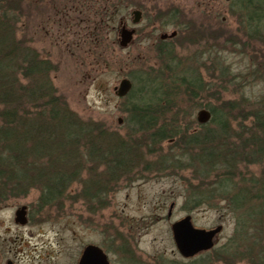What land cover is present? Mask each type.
I'll return each mask as SVG.
<instances>
[{
	"label": "trees",
	"instance_id": "1",
	"mask_svg": "<svg viewBox=\"0 0 264 264\" xmlns=\"http://www.w3.org/2000/svg\"><path fill=\"white\" fill-rule=\"evenodd\" d=\"M125 1L95 2L94 21L82 39L90 60L106 61L109 43L103 21L116 20ZM230 2L245 26L239 27L241 37L248 42L264 29V0ZM166 11L175 38L190 33L195 44L203 46L225 35V30L204 23L192 31L179 19L181 10ZM162 12L156 10L148 22L163 24ZM14 15L0 6V205L37 189L36 206L46 209L66 201L71 186L80 181V196L100 203L105 181L99 175L115 182L155 153V172L188 173L189 208L222 204L232 219L226 244H215L186 264H264V92L256 98H223L222 91L239 84L237 73L220 66L205 80L196 66L175 61L173 46L159 40L155 47L160 67L127 73L132 86L122 111L128 130L120 135L69 107L52 83L50 60L17 36ZM254 63L249 68L261 80L262 66ZM200 109L208 110L210 118L199 124L194 113ZM163 146L175 152L163 153ZM147 164L143 170L150 172ZM83 170L91 178L81 179ZM121 241L113 246L121 264H155L141 260L127 249L125 239ZM159 259L157 264H185Z\"/></svg>",
	"mask_w": 264,
	"mask_h": 264
},
{
	"label": "rangeland",
	"instance_id": "2",
	"mask_svg": "<svg viewBox=\"0 0 264 264\" xmlns=\"http://www.w3.org/2000/svg\"><path fill=\"white\" fill-rule=\"evenodd\" d=\"M96 1L81 0L72 8L74 0H0V6L15 13L17 36L29 41L41 56L50 60L53 85L82 118L100 121L120 135L126 133L128 128L122 111L125 96L119 97L113 90L119 79L127 77L130 71L160 67L155 47L159 35L176 29L166 20L168 7L181 10L183 14L178 13L179 19L184 18L192 31L200 24H210L213 29L225 30L229 39L224 41L225 35L219 36L203 46L195 44L190 33H185L191 36L190 41L182 37L185 34L168 39L166 44L173 46L178 58L175 61L196 66L205 80L210 79L209 74H215L218 67L228 66L237 73L235 80L239 84L222 91L223 98H236L241 94L256 98L264 92V29L257 31L256 37L248 42L246 37L242 38L239 27L245 29V26L232 12L231 0H126L116 20L104 18L109 43L105 62L90 60L88 45L82 40L88 23L94 21ZM133 9L142 10L135 26L130 16ZM156 10L163 11L160 14L164 15L163 21L166 20L163 24L148 22ZM120 17L127 27L136 29L133 40L123 49L118 45L116 33ZM260 28H264V20ZM254 62L262 66L261 80L249 68ZM212 68L214 70H210ZM171 150L175 152L163 146L161 151ZM155 156V153L149 154L135 166L132 174L115 182L99 175V179L105 181L100 203L80 196L84 185L80 181L71 186L66 201L46 209L36 206L37 189H30L26 196L0 205V264H7L9 260L12 264H76L81 247L88 243L108 248L110 263L121 264L118 250L113 246L123 239L127 249L145 262L157 264L162 257L186 264L190 258L187 260L178 254L170 224L187 214L200 228L222 225L216 247L226 244L232 233V219L223 205L189 208L185 201V190L191 183L186 181L188 173L155 172L158 167ZM144 161L149 163L150 172L143 170ZM250 168L254 172L258 170L256 166ZM79 176L83 180L91 178L84 170ZM23 204L28 206V219L26 224L18 225L13 221L14 211Z\"/></svg>",
	"mask_w": 264,
	"mask_h": 264
},
{
	"label": "water",
	"instance_id": "3",
	"mask_svg": "<svg viewBox=\"0 0 264 264\" xmlns=\"http://www.w3.org/2000/svg\"><path fill=\"white\" fill-rule=\"evenodd\" d=\"M140 10H133L132 23H137L140 19ZM134 29L125 28V24L120 20L118 28V45L125 47L132 40ZM176 34L175 31L171 33H161L160 38L173 37ZM118 85L115 86L114 92L117 96L123 97L131 88V82L127 77L119 79ZM197 121L205 123L210 118V113L206 109H200L196 113ZM172 204L167 212L170 216ZM26 206L21 205L14 211L13 221L15 224L24 225L27 222ZM173 242L177 251L182 257L190 258L198 254V252L206 251L213 247L216 241V235L221 231L222 225H216L213 228H200L195 227L192 223L191 216L185 215L184 217L173 221L170 224ZM77 264H110L107 254L104 250L96 244H86L82 247L79 258H77ZM7 264L12 262L7 261Z\"/></svg>",
	"mask_w": 264,
	"mask_h": 264
},
{
	"label": "flooded vegetation",
	"instance_id": "4",
	"mask_svg": "<svg viewBox=\"0 0 264 264\" xmlns=\"http://www.w3.org/2000/svg\"><path fill=\"white\" fill-rule=\"evenodd\" d=\"M140 11H141V13H142V10H140ZM167 39H169V38H167ZM167 39L164 38V40H167ZM27 209H28V208H27Z\"/></svg>",
	"mask_w": 264,
	"mask_h": 264
},
{
	"label": "bare ground",
	"instance_id": "5",
	"mask_svg": "<svg viewBox=\"0 0 264 264\" xmlns=\"http://www.w3.org/2000/svg\"><path fill=\"white\" fill-rule=\"evenodd\" d=\"M192 220V219H191ZM193 223V222H192ZM194 225V224H193ZM195 226V225H194ZM195 227H197V226H195Z\"/></svg>",
	"mask_w": 264,
	"mask_h": 264
}]
</instances>
